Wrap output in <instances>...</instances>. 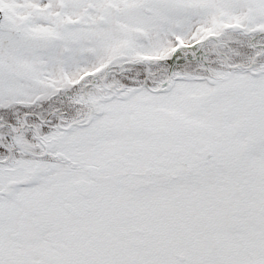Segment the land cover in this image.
<instances>
[{"label": "snow or ice", "instance_id": "snow-or-ice-1", "mask_svg": "<svg viewBox=\"0 0 264 264\" xmlns=\"http://www.w3.org/2000/svg\"><path fill=\"white\" fill-rule=\"evenodd\" d=\"M0 264H264V0H0Z\"/></svg>", "mask_w": 264, "mask_h": 264}]
</instances>
